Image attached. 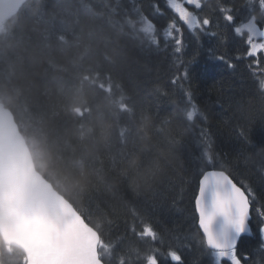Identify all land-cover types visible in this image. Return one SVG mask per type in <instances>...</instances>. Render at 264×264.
Wrapping results in <instances>:
<instances>
[{"label":"trees","instance_id":"obj_1","mask_svg":"<svg viewBox=\"0 0 264 264\" xmlns=\"http://www.w3.org/2000/svg\"><path fill=\"white\" fill-rule=\"evenodd\" d=\"M86 2L91 8L80 0H33L29 9L10 22L11 33L0 38V101L12 110L29 137L38 170L81 214L89 210L94 220L101 216L112 219L111 234L117 238L126 235L128 245L138 243L128 231L133 224L137 230L150 224L165 235L187 234L194 229L192 197L203 167L200 150L192 143L193 132L175 123L166 129L173 135L179 133L187 142V148L177 146L174 153L165 149V133L159 145H150L153 124L167 119L169 112L175 114L177 106L183 104L181 93L190 91L192 104H184V115L198 109L193 112L194 123L201 114L209 116L216 148L226 154L227 170L264 196V145L259 144L264 131V101L245 64L238 62L233 72L209 60L201 50L191 72L190 88L173 87L169 80L197 49L195 40L189 38L191 46L179 55L150 45L152 34L142 33V44L140 39L116 32L98 15L105 9L104 0ZM107 2L112 5L116 0ZM132 2L155 21L154 35L163 43V28L172 16L166 1L159 0L162 17L152 13L155 0ZM219 2L215 0V4ZM121 3L132 6L130 0ZM202 40L205 48L212 43L207 37ZM227 51L233 52L231 45ZM206 66L211 70L204 75ZM105 72H111L123 85L129 99L122 101L121 90L114 84L109 87ZM164 90L168 95L161 94ZM238 100L243 101L242 107L237 106ZM122 104H134L138 112L143 107L150 116L120 121ZM233 115H247L256 145L242 153L229 134L235 123ZM125 124L131 131L122 144L119 131ZM132 147L146 149L150 158L161 153L168 157L169 168L156 178L152 189L143 184L148 160L140 175L132 178L139 185L135 190L131 181L125 184L121 179L120 168L131 171L142 162L140 156L120 162ZM113 157L117 158L116 169L112 168ZM172 243L180 247L174 239ZM140 249L146 251V246L141 244ZM185 259L188 264L194 260L207 264V257L196 251L185 252ZM3 262L9 264V258L3 257Z\"/></svg>","mask_w":264,"mask_h":264},{"label":"snow or ice","instance_id":"obj_2","mask_svg":"<svg viewBox=\"0 0 264 264\" xmlns=\"http://www.w3.org/2000/svg\"><path fill=\"white\" fill-rule=\"evenodd\" d=\"M80 3L91 8L86 0H80ZM130 3L132 6L127 7L121 0L112 5L104 0L106 10L101 9L98 15L116 32L140 39L142 44L141 34H152L150 45L177 55L191 46L189 38L197 43L193 54L181 62L179 74L170 78V85L190 88L191 72L198 64L202 50L209 60L219 62L233 72L238 62H243L259 98L264 101V0H240L239 4L235 0H220L214 6H209L206 0H166L172 16L163 28V43L154 35L155 21L141 6L132 0ZM158 4L159 0H155L152 13L162 17L164 11ZM76 22L79 23L78 18ZM203 37L212 41L206 48ZM59 38L64 39L63 36ZM230 45L231 54L227 51ZM210 70L211 67L206 66L202 73L207 75ZM104 75L109 87L114 84L121 90L122 101L129 99L123 85L114 80L111 72ZM161 94L168 95V92L164 90ZM181 96L183 104L177 106L175 114L169 112L167 119L153 124L150 146L159 145L161 134L165 133L164 145L168 153H174L177 146L187 148V142L179 133L166 132L173 123L193 132L192 143L200 150L198 157L203 166L192 197L194 229L187 234L165 235L150 224L139 230L133 224L128 231L138 243L128 245L126 235L117 238L111 234L114 221L108 216L94 220L89 210L81 214L69 209L42 190L30 199L24 190L5 189L0 193V245L3 251L19 252V264H188L185 252L192 251L206 256L207 264H264V196L227 170L226 154L216 148V133L212 131L209 116L201 114L194 123L193 112L198 109L193 108L184 115V104H192V94L187 91ZM236 104L242 107L243 101L238 100ZM122 109L124 115L118 118L120 121L131 122L138 116L141 120L150 116L143 107L138 112L134 104H122ZM156 119L159 120V112ZM233 119L235 123L229 134L237 140L238 150L242 153L250 146L255 147L247 115H233ZM130 131L126 124L121 127L122 144ZM259 144L264 145V131L260 133ZM261 154L264 155V146ZM136 156L141 157V164L131 171L120 168L121 179L125 184L131 181L135 190L139 185L132 178L140 175L145 168L144 161L148 160L143 184L152 189L156 178L168 170V157L161 153L150 158L146 149L132 147L120 162L126 163ZM117 164V158L113 157L112 168L116 169ZM132 213L135 218V207ZM173 239L180 247L174 246ZM141 244L146 246V251L142 252ZM193 264L198 262L194 260Z\"/></svg>","mask_w":264,"mask_h":264},{"label":"water","instance_id":"obj_3","mask_svg":"<svg viewBox=\"0 0 264 264\" xmlns=\"http://www.w3.org/2000/svg\"><path fill=\"white\" fill-rule=\"evenodd\" d=\"M17 9L18 5H12L11 0L2 1V14L10 17ZM5 189L24 190L29 194L30 199L42 190L69 209H74L36 170L30 150L12 112L0 103V193Z\"/></svg>","mask_w":264,"mask_h":264},{"label":"flooded vegetation","instance_id":"obj_4","mask_svg":"<svg viewBox=\"0 0 264 264\" xmlns=\"http://www.w3.org/2000/svg\"><path fill=\"white\" fill-rule=\"evenodd\" d=\"M0 1H1V0H0ZM13 1L18 2V1H20V0H13ZM29 3H31L30 0H25V1L21 2L20 6H19V8H18V11H17V13H16V15H17L18 13L21 15V14L24 12V10L29 9V6H30V5H28ZM16 15H15V16H16ZM15 16H14V17H15ZM6 254H9V253H6ZM9 255H14V254H9ZM4 256H5V253H1V261H2V259H3Z\"/></svg>","mask_w":264,"mask_h":264},{"label":"bare ground","instance_id":"obj_5","mask_svg":"<svg viewBox=\"0 0 264 264\" xmlns=\"http://www.w3.org/2000/svg\"><path fill=\"white\" fill-rule=\"evenodd\" d=\"M7 252H5V256L6 258H9V264H19V255L15 254V255H9L6 254ZM2 264H4L3 260H2Z\"/></svg>","mask_w":264,"mask_h":264},{"label":"rangeland","instance_id":"obj_6","mask_svg":"<svg viewBox=\"0 0 264 264\" xmlns=\"http://www.w3.org/2000/svg\"><path fill=\"white\" fill-rule=\"evenodd\" d=\"M53 7H55L56 6V4L55 3H52L51 4ZM55 9H58V8H55ZM53 13H54V11H52ZM68 12V11H67ZM98 12H100V11H98ZM26 111H27V109H26Z\"/></svg>","mask_w":264,"mask_h":264}]
</instances>
